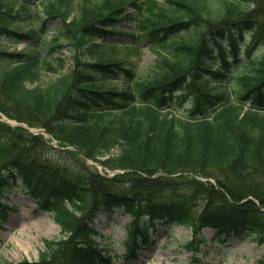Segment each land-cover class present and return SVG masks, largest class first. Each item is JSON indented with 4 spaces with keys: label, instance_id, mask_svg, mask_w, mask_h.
Segmentation results:
<instances>
[{
    "label": "trees",
    "instance_id": "trees-1",
    "mask_svg": "<svg viewBox=\"0 0 264 264\" xmlns=\"http://www.w3.org/2000/svg\"><path fill=\"white\" fill-rule=\"evenodd\" d=\"M51 24V49L70 47L74 64L40 87L51 67L40 49L5 44ZM121 24L164 51L150 79L128 67L134 47L107 43ZM261 46L264 0H0V113L72 147L83 168L50 165L37 153L41 134L0 121V219L10 212L4 192L20 183L61 229L38 262L19 264H112L94 223L117 210L132 218L127 259L157 225L193 229L188 251L205 243V228L219 244L247 234L264 247V56H252ZM242 53L244 71L232 75ZM118 75L122 88L109 84ZM87 159L119 173L100 174Z\"/></svg>",
    "mask_w": 264,
    "mask_h": 264
},
{
    "label": "rangeland",
    "instance_id": "rangeland-1",
    "mask_svg": "<svg viewBox=\"0 0 264 264\" xmlns=\"http://www.w3.org/2000/svg\"><path fill=\"white\" fill-rule=\"evenodd\" d=\"M158 2L163 3V0H158ZM38 5L39 2L35 6ZM23 26L24 29L31 26L36 27L31 21L24 22ZM118 27L122 34L113 36L107 40V43L115 44L118 47H134L135 49L127 57L130 62L128 67L134 68L139 80L150 79L155 70L157 56L165 54L164 51L152 49L146 41H138L133 38L135 29L132 26L121 24ZM55 30L56 24H51L43 32L39 30L37 39L24 42L10 41L5 44L6 49L10 52L33 47L40 49L42 58L51 65V67H45L42 70L40 81L37 84L40 87H46L69 73L74 64L75 54L70 47L51 49L57 43ZM188 35L184 34L183 37ZM248 40L249 38L245 37L240 42L241 47H244ZM224 45L227 43L224 42ZM252 56L254 59L264 56V46L254 51ZM246 61L245 53H242L240 63H235L231 59L233 65L231 74H241ZM108 78L110 79L109 84L119 88L123 87L120 75L108 76ZM231 85L238 86L236 82L226 85L228 91L233 89ZM186 107L187 105L183 106V109L176 108L175 114L180 117L187 116ZM0 115H3L0 121L4 118L7 119L4 114L0 113ZM13 121L18 126L12 127H21L30 134L40 133L44 137L41 139L42 141H39V144L35 142L37 153L44 161L52 166L60 167L65 172L83 169L78 166L81 165L80 158L71 154V151H74L72 147L59 145L52 135L38 126L29 127L25 123ZM86 163L100 174L113 175V172L103 169L101 165L91 160L87 159ZM2 203L10 208V212L6 221L0 219V264L38 262L41 253L45 251L44 241L61 237L60 227L47 212L37 206L26 187L20 183L4 192ZM131 222L130 216L123 215L120 210H117L112 216L101 214L94 223L100 234V237L96 238V242L101 245L108 256L112 257V264H256L264 254V247L247 234L232 235L224 243L219 244L213 240L215 231L209 228L202 230L205 243L201 244L196 251H188L186 244L195 239L193 229L181 225H157L150 238L151 243L145 248L139 249L135 258L127 259L126 242Z\"/></svg>",
    "mask_w": 264,
    "mask_h": 264
}]
</instances>
